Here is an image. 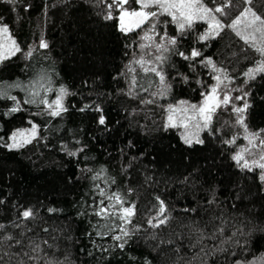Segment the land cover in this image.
Segmentation results:
<instances>
[{
    "label": "trees",
    "instance_id": "1",
    "mask_svg": "<svg viewBox=\"0 0 264 264\" xmlns=\"http://www.w3.org/2000/svg\"><path fill=\"white\" fill-rule=\"evenodd\" d=\"M107 2L0 0V24L8 25L21 49L0 62V83L21 85L7 88L21 111L6 114L15 103L0 98V264H259L264 254L261 169L241 168L232 157L244 141L233 106L243 107L246 99L248 131L264 129V73L254 79L245 75L261 55L230 28L201 41L207 22L196 21L181 34L170 17L161 16L153 39L167 32L177 38V51L163 53L168 59L159 65L155 56L161 53L141 48L150 44L142 39L147 27L121 31L118 11L104 19ZM203 2L214 8L221 0ZM127 7L138 8L134 0ZM245 7L264 17V0L251 5L231 0L226 14L216 15L230 24ZM238 29L244 35L252 31L243 23ZM41 39L47 48L39 47ZM193 48L202 54L195 63L179 55H190ZM30 49L33 55L25 58ZM141 58L162 67L164 84L136 67ZM207 58L229 77L220 98L227 91L233 99L217 108L208 129L192 126L203 143L189 145L181 138L189 134L181 120L165 128L166 110L181 101L201 104L202 93L216 84L217 73L200 63ZM41 77L51 91L33 87ZM62 86L66 111L60 116H50L43 104L24 103L33 91L40 92L37 101L51 102ZM32 123L35 138L10 149L12 133ZM233 138L234 144L225 143ZM113 194L122 205L107 199ZM102 200L114 205L104 218L94 214ZM160 201L168 219L152 227L148 221L158 223ZM122 207L134 210L127 224L111 215L122 214ZM25 209L34 215L23 219ZM120 227L129 236L117 241Z\"/></svg>",
    "mask_w": 264,
    "mask_h": 264
},
{
    "label": "snow or ice",
    "instance_id": "2",
    "mask_svg": "<svg viewBox=\"0 0 264 264\" xmlns=\"http://www.w3.org/2000/svg\"><path fill=\"white\" fill-rule=\"evenodd\" d=\"M11 2V0H10ZM135 4L138 6L136 9H129L127 7L130 4V0H108L107 14L104 16V19L110 20L113 19V11L116 10L119 12V20H120V30L124 32L133 31L135 28H141L145 24H151V28L145 32L142 37L143 40L150 41V44H142L141 48H149L154 47L160 55L155 56V62L159 65H163V63L168 59L167 56L163 55V53L167 52H175L177 51L175 45L177 44V38L175 36L169 37L167 32H164L163 35H156V40L161 41L157 43L156 40L153 39V35L149 33H156L157 24L160 22L159 17L167 16L171 18V23L176 25L177 31L181 34L184 33L185 30L191 29L193 27L194 22L196 21H205L208 23V30L201 34L197 39L198 40H207L214 35H218L219 32L224 28H230L236 32L241 39L244 40L246 44L250 47L254 48L257 51L262 59L257 62V66L254 68H249L245 75L249 79H254L257 73H264V17L258 15L251 7H245L243 11L236 16L235 19L231 21L230 24H224L219 19L216 14H220L221 16L226 14V9L230 7L231 0H221V3L218 4L214 8L208 7L203 0H134ZM253 0H245V4L251 5ZM156 9V10H152ZM133 18L131 23L126 25L125 19ZM243 23L245 29H252V31L248 35H244L239 29L238 26ZM259 34V36H257ZM10 42V47H9ZM40 48H47V43L41 39ZM7 50V55L4 54V50ZM21 49L17 45L16 41L12 38L9 27L6 24H0V62L9 59L11 56H14L17 52H20ZM33 55V50L30 49L26 53H24L25 58H29ZM180 56H182L185 60H190L195 63L196 59L201 57L202 54L199 50L193 48L190 55H185V53L180 52ZM136 63L141 64L142 66L145 63H148L150 66L144 67L145 72L155 73L156 76L160 78L161 84H164L165 77L162 74V67L151 66V61H145L143 58L141 60L136 61ZM200 63L205 66H211L213 72L217 73L213 77L215 79L216 84L211 86L210 90L202 93L203 100L201 104L196 105H188L186 101H181L180 106L169 105L167 108V123L165 124V128L168 127H177V124L174 122L176 119L177 113H183V119L187 121H194L195 127L198 130L208 129L210 123L212 121V116L216 112L217 108L221 105H228L233 99L227 94V91L224 92L222 99L220 98V90L221 86L226 89L227 85H224V80H228L229 77L227 73L223 69H217L213 64L211 58L201 59ZM186 79V78H185ZM45 83H50L46 81L44 77H41L40 80L34 82L33 87L44 88L45 91H51V88H46ZM133 86H135V81H133ZM11 87H21L19 83L8 85L7 88ZM7 88L0 83V98L11 99L14 101L15 106L10 108L8 113H15L21 111L19 106L20 102L17 101L15 96H10L8 94ZM167 91V87L159 93L160 95H164ZM66 89L62 86L59 89V94L56 96L54 100L49 102L46 98H41L37 101L36 97L40 96L39 91H33L30 95L32 98L25 100L24 103L34 104L39 103L46 106L48 110V114L52 117L60 116L62 112L66 111L63 106V97L66 95ZM247 96V93H245ZM236 100L244 99L243 97H235ZM152 101H148L151 103ZM87 107V106H86ZM250 107L247 103L246 99L243 104V107L233 106V111L237 113L236 124L244 129V139L248 141V145L252 148L260 147L261 152L264 153V138H261L262 133H264V129L261 132H249L247 125L245 123L244 113ZM83 111V109H81ZM191 111V115H187V113ZM202 122V123H201ZM31 123V121H29ZM99 123L103 125L105 123V119L103 115L100 116ZM191 125L185 124L184 127L187 128ZM37 133V125L32 123L30 129H17L12 133L9 137L13 142L8 144L7 146L12 148L23 147L25 144L31 142L33 138H35ZM186 144L191 145L193 142L195 143H203L202 140L199 139L198 133L194 136L182 135L181 137ZM258 141V143H257ZM228 144H234L235 138L232 140L225 141ZM82 151V149L80 150ZM250 148L244 147L241 148L236 154L233 155L232 159L237 162V164L241 168H246L251 170L252 167H258L264 170V154H262L259 160H252L251 164L247 159H245L244 154L249 153ZM69 155H75V153H69ZM91 171V170H89ZM99 175V174H98ZM97 177H94L96 179ZM261 180H264V173L261 175ZM100 195L103 196V190H100ZM107 199H114L117 204L122 205V200L119 195L113 194V196L107 197ZM2 203V201H0ZM114 205H104V201L100 202V206L98 210L94 212L95 215L104 218L109 215V209L113 208ZM122 214L117 212H112L111 215L117 216V218L122 221L124 224L130 222L129 218L134 215V210L132 207H122L120 209ZM166 212V208L163 201L159 203V210L157 216L154 218L158 221V223L154 224L152 219H149L148 223L152 227H158L160 224H164L167 222L168 217L163 216ZM23 219H29L34 215V211L32 209H25L20 213ZM163 216L161 219L160 217ZM99 227H104V225H98ZM4 225L0 224V229H2ZM121 235L114 236L113 239L120 241L122 237L129 236V233L123 228L120 227ZM103 235L104 233H98ZM5 239L11 240L12 237H6ZM127 241L125 240L124 243ZM17 244H20V241H16ZM46 243V242H45ZM124 243L119 244V247L123 248ZM36 249L33 248V251ZM2 259V257H0ZM29 259H33V257H29ZM259 264H264V254H261L260 257L257 258ZM237 264H241L240 261H237ZM248 264H254V262H248Z\"/></svg>",
    "mask_w": 264,
    "mask_h": 264
},
{
    "label": "rangeland",
    "instance_id": "3",
    "mask_svg": "<svg viewBox=\"0 0 264 264\" xmlns=\"http://www.w3.org/2000/svg\"><path fill=\"white\" fill-rule=\"evenodd\" d=\"M132 19H133V18H126V19H125V24H126V25L130 24L131 21H132ZM151 26H152V25L147 26V25L145 24V25H143L142 27H147L146 30H145V32H146V31H148V30L151 28ZM144 34H145V33H144ZM149 34H150V35H155L156 33H155V34H153V33H149ZM163 34H164V33H163ZM163 34H162V35H163ZM9 47H10V42H9ZM4 54L7 55V50H6V49L4 50ZM148 66H149L148 63H145L143 66H142L141 64H137L136 67H138V68L141 69V70H144V67H148ZM187 115H190V114L187 113ZM183 116H184V114H182V113H177V114H176V119H175L174 122L176 123L177 120H178V121L181 120V123H182L183 126H184L185 124H189V125H191V126H189V134H188V135H189V136H193L195 130L192 128V126L195 125V123H193L192 121L190 122V121H187V120L183 119ZM34 124H36V123H34ZM36 125H37V124H36ZM31 126H32V124H31L30 127L27 128V129H30ZM194 127H195V126H194ZM36 135H37V133H36ZM244 135H245V133H243V138H244ZM12 142H13V141H12ZM257 143H258V141H257ZM244 147H249V148H250V152L244 154L245 159H247V160L249 161L250 164H251L252 160H254V159H255V160H259L260 156H261L262 154H264V153L261 152L260 147L252 148L251 146H249V145H248V141H247L246 139H244L243 143H242L240 146H238L236 152H238L241 148H244ZM236 152H235V154H236ZM252 168H253V167H252ZM262 173H264V170L261 169V175H262ZM263 181H264V180H263Z\"/></svg>",
    "mask_w": 264,
    "mask_h": 264
}]
</instances>
